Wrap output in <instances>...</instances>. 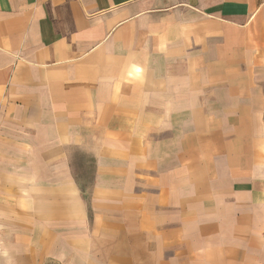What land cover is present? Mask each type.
I'll list each match as a JSON object with an SVG mask.
<instances>
[{"label": "crops", "instance_id": "1", "mask_svg": "<svg viewBox=\"0 0 264 264\" xmlns=\"http://www.w3.org/2000/svg\"><path fill=\"white\" fill-rule=\"evenodd\" d=\"M47 259L264 264V0H0V264Z\"/></svg>", "mask_w": 264, "mask_h": 264}, {"label": "rangeland", "instance_id": "2", "mask_svg": "<svg viewBox=\"0 0 264 264\" xmlns=\"http://www.w3.org/2000/svg\"><path fill=\"white\" fill-rule=\"evenodd\" d=\"M89 159L76 152L75 153V171L76 175L82 179V184L88 187L90 182L89 177L92 175V163ZM44 264H65L64 261L47 259Z\"/></svg>", "mask_w": 264, "mask_h": 264}]
</instances>
